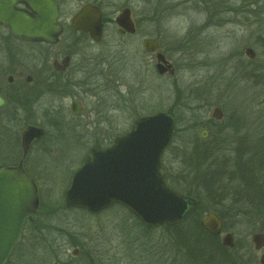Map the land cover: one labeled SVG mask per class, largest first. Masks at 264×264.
<instances>
[{"label":"rangeland","instance_id":"1","mask_svg":"<svg viewBox=\"0 0 264 264\" xmlns=\"http://www.w3.org/2000/svg\"><path fill=\"white\" fill-rule=\"evenodd\" d=\"M129 4L136 23L134 35L121 37L109 27L99 44L73 41L77 55L72 60L94 74L92 80L67 85L63 97L40 95L34 106L31 101L25 107L21 103L15 124L6 126L18 137L29 120L48 129V137L36 143L23 162L37 186L38 210L26 221L21 248L11 262L51 264L54 254L65 262L80 255L85 264H163L160 254L152 259L148 253L170 252L164 226L147 229L119 205L98 214L66 208L63 197L72 172L92 144H105L123 134L140 115L170 109L176 133L163 155L169 178L179 189L198 193L202 181L195 182L191 166L197 159L194 155L206 150L196 169L204 178L218 173L210 190L220 197L200 194L199 219L215 208L214 201L219 202L224 228L241 248L240 263L258 264L263 250L253 248L250 236L264 225V0H131ZM144 15L149 19L143 20ZM144 38L159 41L158 51L172 64L171 75L156 72L155 52L144 51ZM247 47L253 58L245 54ZM39 52L21 49L26 56ZM115 58L111 69L119 71L117 83L104 89L99 77L108 69L103 63ZM34 86L27 84L26 89ZM73 99L81 101L83 111L70 120L66 113ZM51 107L65 109V146L47 126L55 122L48 114ZM214 107L221 109L222 118L202 139L198 129ZM6 135L7 131H0V165L13 166L21 150L6 148ZM241 169L252 178L247 186L239 177ZM249 195L259 197L258 216L247 213Z\"/></svg>","mask_w":264,"mask_h":264},{"label":"water","instance_id":"2","mask_svg":"<svg viewBox=\"0 0 264 264\" xmlns=\"http://www.w3.org/2000/svg\"><path fill=\"white\" fill-rule=\"evenodd\" d=\"M15 2H22L33 15L17 11ZM58 14L53 0H0V23L20 39L55 42L60 32L55 23ZM121 33H133L134 24L130 11L124 8L116 17ZM72 26L90 35L98 42L102 37L100 12L89 5L84 6L72 20ZM145 52H155L156 72L159 75L173 73L171 63L158 51L155 38L143 40ZM245 54L253 57V50L245 48ZM68 57H65V63ZM4 104L0 96V106ZM73 113L78 114L79 102L70 103ZM210 116L222 118V111L214 107ZM176 121L169 110H158L136 117L130 128L115 136L105 146L93 145L83 162L71 175L64 192V206L101 211L119 204L130 211L146 228L175 225L185 220L196 209V200L169 185L166 180L162 155L175 134ZM44 131L35 125L25 126L20 133L21 159L13 166L0 168V264H6L21 238L26 220L37 211L38 191L36 184L23 169V159L34 140L41 138ZM206 138V130L199 132ZM201 227L213 236L221 233L222 221L215 212H206L200 220ZM221 244L234 246L233 233L221 236ZM255 249L264 246V232L250 236ZM77 249L72 250V255ZM259 264H264V254Z\"/></svg>","mask_w":264,"mask_h":264},{"label":"flooded vegetation","instance_id":"3","mask_svg":"<svg viewBox=\"0 0 264 264\" xmlns=\"http://www.w3.org/2000/svg\"><path fill=\"white\" fill-rule=\"evenodd\" d=\"M53 1L55 2L58 8V14L55 19V23L60 28V32L57 35V40L53 43L45 42V41H31L27 39L17 38L10 33L9 28L7 26L0 23V96L4 100V104L0 106V108L6 106L7 104H10L12 113L15 115H17V113H19L20 110L22 109L21 103H23L25 107L27 103L31 101L32 106H34V104L38 102L37 99L40 97V95L41 96L49 95L53 98L60 96L63 97L65 96V92H66L65 87H67V85L78 84L81 82L88 81L89 79L92 80V76H94V74L93 75L89 74V71L84 68V65H82L81 62L74 63L72 60V58L77 55L76 51H74L76 46L74 45V42L78 43L79 41L76 40L88 39L90 42L94 44H99L103 39V35L106 33L109 27L116 29L117 33L121 37L134 35L136 32V23L132 17V8L129 4L131 0H124L119 4L116 3L117 0H62V1L53 0ZM63 1L65 2V12H63L64 11L63 10L64 5L62 4ZM142 1H146V0H142ZM198 1L205 2L206 0L205 1L198 0ZM87 5L97 8L100 12L102 37L101 40L98 42L93 41L88 33L76 29L72 26L73 18L76 16L77 13L81 11V9L84 6ZM13 8L17 11L34 16L30 8L27 7L22 2H15L13 4ZM124 8H128L130 11V18L135 28V31L133 33H128V32L121 33L118 25L116 24L115 21L116 17ZM226 11L230 12L231 9L227 6ZM148 19L149 17H146L144 15L143 20H148ZM62 43L64 44L61 45ZM22 46L27 47L31 50L35 49L36 51H40V52L38 54L34 53L28 56L22 55L21 53ZM146 53L151 54V52H146ZM65 57H68L66 63H65ZM109 63L110 65H108ZM109 63L107 64L103 63V65L107 67L108 72L105 73L104 71H100L99 73L102 74L103 72L105 74L100 75L99 78L104 81L103 83L100 84V85L103 84L102 88L111 90V88H114V83H117V74H119V71L117 70V67L114 70L111 69V66H113L114 63L115 64L117 63L116 58L110 61ZM82 77L86 79L83 80L81 79ZM31 83H36L34 89L33 90L26 89L27 84H31ZM107 84H109V86ZM23 88H25L27 91L23 90ZM73 100H77V99H73ZM77 101L79 102V108H78L79 113L76 114L71 111L70 108L71 102H70L69 110H68L69 113H66L67 119L72 120L76 117L81 116L83 111V105L80 100ZM112 106L113 105H111V107ZM48 109H49L48 114L50 113L53 114V118L55 122L47 123V126L50 127L55 132V137L64 141L63 145L65 146V129L68 128V126H65V109L58 107L57 108L51 107ZM68 115L70 117H68ZM207 120H208L207 123L199 127L198 136H199V132L202 129L206 130V136H207L209 135V131H212V128L218 127L219 124L216 122V120L212 119L211 117L208 118ZM27 125H35L41 127L44 131V134L41 138L34 140L31 143V145L28 148L27 154L23 159V162L27 158L29 151L35 146V144L40 141H43L44 138L46 139L48 137L47 136L48 129L44 124H40L38 121L29 120V122L25 124L24 127ZM110 141L111 140H109L105 144L96 142L91 146L93 145L105 146L109 144ZM19 148L21 150L20 136H19ZM21 156H22V151H20V156L18 158V161L19 159H21ZM199 224H200V220H199ZM228 231L229 230L224 229V225H223V228L221 229V234H224ZM220 235L215 236L218 238L220 245L229 250H232L235 247H237L234 254H236V256L239 257L240 254L238 252L241 250V248H238L234 236H233L234 246L232 248H228L221 244ZM251 244L255 249L254 244L252 242ZM255 250L256 251L263 250L260 255L264 254V246Z\"/></svg>","mask_w":264,"mask_h":264},{"label":"trees","instance_id":"4","mask_svg":"<svg viewBox=\"0 0 264 264\" xmlns=\"http://www.w3.org/2000/svg\"><path fill=\"white\" fill-rule=\"evenodd\" d=\"M14 119H16V116L15 114L12 113L10 104H7L6 106L0 108V131L8 132V135H6L4 139L6 140V138H9L6 148H9L11 150H13L14 148L19 149L18 132H12L6 129L7 125L12 126L13 123L15 124V121H13ZM206 154H207L206 150H203V152L198 151V153L194 155V157H196L197 159L195 160L194 165L191 166L193 168L191 172L193 173L195 182H197L198 179H201L202 181L201 186L199 185L201 189H198V188L196 189L198 193H194L191 190L187 191L184 188L179 189L175 184H173L174 182L171 181V179L169 178V171H168L169 165L164 164V169H165L166 178H167L168 183L171 186H173L175 189L184 193L185 195H188L194 198L197 201V207H196L195 212L183 222L177 225L171 226V227L164 226L166 235L169 237L167 240L172 243V244L171 243L168 244L171 246V248L169 247L170 252L167 255H165L164 253H160V252L151 253V254L148 253L150 255V258L152 259L156 257L158 258L157 254H160V259H162L163 264H175L181 261L182 258L187 260V264H191V263H194V264H242L240 263L241 262L240 258L236 256V254H234L235 248L232 250H229V249L222 247L218 241V238L210 235L199 224L200 215L198 214V208L199 210L201 208V195L200 194L205 195V197L214 198V199H217L220 197L215 192L210 190V188L212 187V184L214 183L213 179L217 178L218 173H213L211 176L209 175V177L204 178L202 177L203 173L202 174L199 173L198 172L199 170L196 169V166L202 161V160H198V158L202 159ZM190 160H192V158H190ZM4 166L6 165L5 164L0 165V167H4ZM203 167H206V166L204 165ZM188 174L189 173L187 171V175ZM239 177L241 178L242 181L244 180V182H246L245 183L246 186L249 185L248 180L252 179L251 176L247 174V171H244L242 169L240 171ZM258 198L259 197H257L256 195H249V197L247 198L246 203L250 207L249 210L247 211L248 214H251V215L257 214L256 216L259 215L260 209H262V206H260V204L258 203V200H259ZM214 203L215 204L213 206H215V208L212 210L209 209L206 212L208 211L216 212L223 221L222 215L219 212L220 210V207L218 205L219 202L216 203L214 201ZM217 206H218V209L216 208ZM92 214H98V213H92ZM260 227L261 228L258 229V232H264V225H261ZM24 229H23V233H24ZM23 233H22V236H23ZM21 244L22 242L20 240V242L17 244L16 248L14 249L13 253L9 257L6 264H16L14 262H11V257L19 251V249L21 248ZM51 257L53 260L51 264H85V263H82V259L80 255L78 257H68L66 262H65V258L60 259V260L57 259V255L52 254Z\"/></svg>","mask_w":264,"mask_h":264},{"label":"bare ground","instance_id":"5","mask_svg":"<svg viewBox=\"0 0 264 264\" xmlns=\"http://www.w3.org/2000/svg\"><path fill=\"white\" fill-rule=\"evenodd\" d=\"M15 248H16V247H15ZM15 248H14V249H15Z\"/></svg>","mask_w":264,"mask_h":264}]
</instances>
